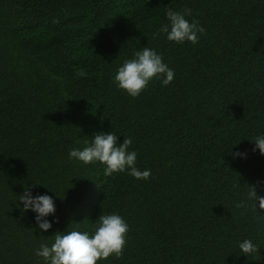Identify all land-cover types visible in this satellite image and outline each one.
<instances>
[{
	"label": "trees",
	"instance_id": "16d2710c",
	"mask_svg": "<svg viewBox=\"0 0 264 264\" xmlns=\"http://www.w3.org/2000/svg\"><path fill=\"white\" fill-rule=\"evenodd\" d=\"M168 7L191 9L206 33L197 44L153 38ZM144 47L175 76L134 98L114 76ZM100 132L131 138L151 177L69 159ZM258 135L264 0H0V264H44L35 250L57 231L92 233L113 213L127 243L97 264H264V209L247 200L251 185L264 196ZM25 188L52 197L47 232L21 211ZM245 239L259 252L243 255Z\"/></svg>",
	"mask_w": 264,
	"mask_h": 264
},
{
	"label": "clouds",
	"instance_id": "9594fccd",
	"mask_svg": "<svg viewBox=\"0 0 264 264\" xmlns=\"http://www.w3.org/2000/svg\"><path fill=\"white\" fill-rule=\"evenodd\" d=\"M191 15V9L185 8L183 12L167 8V24H162L159 31L153 34L155 39L161 33L167 34V40L174 43L199 42L198 34H206L205 29L198 21L189 22L185 17ZM78 77H85L86 72L80 70ZM174 70L163 62V58L155 50L144 47L134 53V58L123 62L114 76L116 86L131 97H138L153 79L161 80L163 86L169 85L174 80ZM252 151L259 150L264 155V135H258L255 139ZM85 146L73 148L68 157L77 160L84 165L99 162L106 166L104 175L111 176L113 173L128 174L138 180H148L151 177L150 170L141 171L136 167L137 153L129 151L132 139L124 137L123 142L118 141V136L112 132H100L92 137L91 142L84 141ZM233 157H246V153H231ZM264 183L258 181L257 184ZM239 185H234L238 187ZM247 200L252 201L251 207L264 209V196L257 195L255 185L249 186ZM19 201L23 203L22 212L31 210L36 213L35 220L44 232L52 227L46 217L55 215V204L49 195L33 196L29 188H25L20 195ZM244 203L237 207H244ZM58 222V221H56ZM94 232L71 230L67 233L57 231L53 235L54 242L49 246L41 243L35 250V255L43 259L44 264H97L100 260H107L110 256L119 259L123 255L126 246L129 225L118 214L99 215L94 224ZM239 249L245 256L259 252L257 245L249 239L239 243Z\"/></svg>",
	"mask_w": 264,
	"mask_h": 264
}]
</instances>
